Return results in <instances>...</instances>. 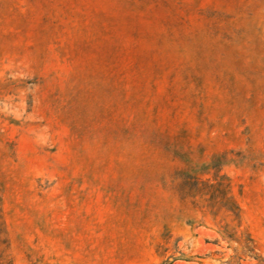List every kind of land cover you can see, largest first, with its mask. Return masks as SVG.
Segmentation results:
<instances>
[{
	"label": "rangeland",
	"instance_id": "obj_1",
	"mask_svg": "<svg viewBox=\"0 0 264 264\" xmlns=\"http://www.w3.org/2000/svg\"><path fill=\"white\" fill-rule=\"evenodd\" d=\"M0 195L13 264H264V0H0Z\"/></svg>",
	"mask_w": 264,
	"mask_h": 264
},
{
	"label": "trees",
	"instance_id": "obj_2",
	"mask_svg": "<svg viewBox=\"0 0 264 264\" xmlns=\"http://www.w3.org/2000/svg\"><path fill=\"white\" fill-rule=\"evenodd\" d=\"M227 204L229 210L233 211L236 216H240V207L233 197L228 199ZM8 247L9 238L3 216L2 197L0 195V264H13L12 259H9L7 255Z\"/></svg>",
	"mask_w": 264,
	"mask_h": 264
}]
</instances>
